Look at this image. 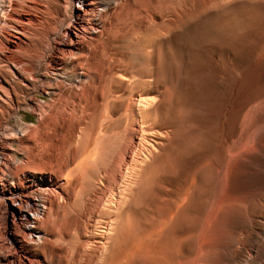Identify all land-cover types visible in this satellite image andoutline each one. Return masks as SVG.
Listing matches in <instances>:
<instances>
[{
	"label": "rangeland",
	"instance_id": "obj_1",
	"mask_svg": "<svg viewBox=\"0 0 264 264\" xmlns=\"http://www.w3.org/2000/svg\"><path fill=\"white\" fill-rule=\"evenodd\" d=\"M147 18L136 14L122 25L125 36L113 48L130 66V84L112 82L123 96L108 105L110 116L100 112L89 122L88 149L63 167L65 177L95 141L98 172L91 176L103 183L94 186L95 212L83 222L80 244L88 246L81 264H264V0H176L173 11ZM149 68L160 92L149 114L153 129L121 189L124 150L139 130L124 113ZM27 93L21 108L4 102L0 117L13 129L3 135L19 165L38 119L27 105L32 97L48 100ZM60 184L54 177L49 185L37 181L36 191L61 192ZM112 193L117 227L105 257L95 258L109 217L99 211L100 197Z\"/></svg>",
	"mask_w": 264,
	"mask_h": 264
},
{
	"label": "bare ground",
	"instance_id": "obj_2",
	"mask_svg": "<svg viewBox=\"0 0 264 264\" xmlns=\"http://www.w3.org/2000/svg\"><path fill=\"white\" fill-rule=\"evenodd\" d=\"M175 1L0 0V21L5 16L9 28L0 30V94L6 97L0 96V117L5 112L4 102L9 103V109L12 103L19 108L28 91L48 96L42 103L32 97L31 104H26L38 119L30 131L31 147H23L26 159L20 165L3 135L9 125L0 122V264H81L88 246L80 244L83 222L95 212L94 186L103 183L91 176L98 172L95 141L86 158L65 177L63 167L88 149L83 135L93 129L89 122L100 112V117L110 116L108 105L123 96L118 89H111L112 82L130 84V66L113 48L125 36L119 35L122 25L142 13L148 16L147 22H154L164 12L173 11ZM10 67L15 72H10ZM146 72V77L138 80L143 86L134 89L130 114L128 107L124 113L136 120L139 130L124 150L117 174L121 189L129 186L146 136L153 129L149 114L160 92L154 69ZM12 130L10 127L7 132ZM53 177L61 181V192L43 195L36 191L37 181L49 185ZM117 199L113 193L100 197L99 211L109 217L98 246H94L95 258H104L109 251L117 227V217L111 211L117 209H113ZM69 238L75 239L71 245Z\"/></svg>",
	"mask_w": 264,
	"mask_h": 264
}]
</instances>
